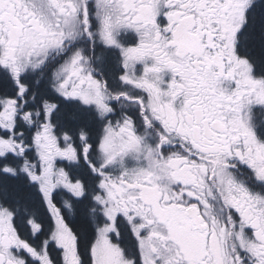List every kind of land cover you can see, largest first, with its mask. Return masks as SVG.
Masks as SVG:
<instances>
[{"label": "snow or ice", "instance_id": "obj_1", "mask_svg": "<svg viewBox=\"0 0 264 264\" xmlns=\"http://www.w3.org/2000/svg\"><path fill=\"white\" fill-rule=\"evenodd\" d=\"M0 264H264V0H0Z\"/></svg>", "mask_w": 264, "mask_h": 264}]
</instances>
